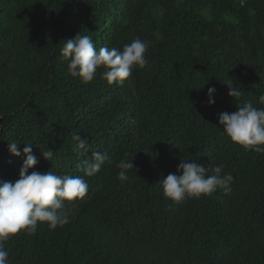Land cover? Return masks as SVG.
<instances>
[{"label":"trees","instance_id":"obj_1","mask_svg":"<svg viewBox=\"0 0 264 264\" xmlns=\"http://www.w3.org/2000/svg\"><path fill=\"white\" fill-rule=\"evenodd\" d=\"M77 34L97 50L150 41L148 63L123 83L101 67L85 84L61 55ZM228 80L264 107V0H0V181L17 180L25 159L11 141L32 145L29 173L83 176L92 152L108 157L84 177L87 196L65 201L68 224L6 242L9 264H264V154L222 132L218 114L239 104ZM125 158L134 169L121 181ZM182 159L224 165L231 193L165 198L159 181Z\"/></svg>","mask_w":264,"mask_h":264},{"label":"clouds","instance_id":"obj_2","mask_svg":"<svg viewBox=\"0 0 264 264\" xmlns=\"http://www.w3.org/2000/svg\"><path fill=\"white\" fill-rule=\"evenodd\" d=\"M150 44V41L135 38L122 50L115 47L97 50L92 36L77 34L74 39L64 43L61 55L68 61L67 70L71 77L87 84L95 79L97 70L103 67L102 78L109 84H119L130 78L136 68L143 69L147 65L146 53ZM227 86L228 95L239 104L235 112L218 114L222 132L245 150L264 154V107L257 108L251 100L244 99L245 91L240 85L233 86V82L228 80ZM214 93L215 88H208L209 105L215 103L212 98ZM259 103L264 104V95L259 97ZM72 141L78 155L83 156L89 151L88 141L80 134L74 133ZM19 144L16 141L8 143L12 155L20 157L23 154L25 157L19 178L0 181V264H9V251L5 244L16 234L24 232L33 235L38 225L45 222L50 230L68 224L65 201L85 198L89 185L84 177L96 176L108 159L101 152H92L91 161H84L83 176L57 175L51 170L29 173V169L38 164L37 157L32 152V145L25 144L21 153ZM53 152L47 149L42 151V156L50 161ZM131 161L121 159L116 165L121 181H126L129 171L134 169ZM233 180L231 173L224 172L222 164L209 169L195 160L182 159L176 173H169L159 183L164 197L174 204H180L190 198L211 195L217 189H222L227 195L232 191Z\"/></svg>","mask_w":264,"mask_h":264}]
</instances>
